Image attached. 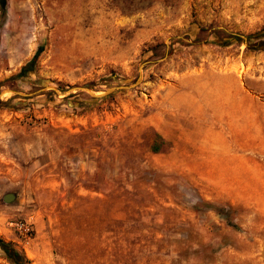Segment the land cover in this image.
<instances>
[{"label":"rangeland","instance_id":"1","mask_svg":"<svg viewBox=\"0 0 264 264\" xmlns=\"http://www.w3.org/2000/svg\"><path fill=\"white\" fill-rule=\"evenodd\" d=\"M261 27L264 0H0V237L29 264H264V50L222 44Z\"/></svg>","mask_w":264,"mask_h":264},{"label":"trees","instance_id":"2","mask_svg":"<svg viewBox=\"0 0 264 264\" xmlns=\"http://www.w3.org/2000/svg\"><path fill=\"white\" fill-rule=\"evenodd\" d=\"M1 6L3 9L5 8V0H1ZM233 42H245L246 48L251 51L264 50V27H261L256 31L246 34L245 37H241L238 34H227L226 39H224L222 44L229 45ZM40 50L41 47L38 49L37 53L32 57V59H30L21 67L18 75H25L29 71L33 70L36 58ZM0 250L12 264H29L30 262L22 251H19L16 247H14L12 243L6 241L2 237H0Z\"/></svg>","mask_w":264,"mask_h":264},{"label":"water","instance_id":"3","mask_svg":"<svg viewBox=\"0 0 264 264\" xmlns=\"http://www.w3.org/2000/svg\"><path fill=\"white\" fill-rule=\"evenodd\" d=\"M113 90H114V88L111 87V88H108V89H106L105 91H103L102 94H99V95H93L92 93H91V94L93 95V97L98 98V97H102V96H104V95L110 93V92L113 91ZM14 198H15V194H14V193H6V194L3 196V201H5V202H11Z\"/></svg>","mask_w":264,"mask_h":264},{"label":"built area","instance_id":"4","mask_svg":"<svg viewBox=\"0 0 264 264\" xmlns=\"http://www.w3.org/2000/svg\"><path fill=\"white\" fill-rule=\"evenodd\" d=\"M18 226H23V224L21 223L20 225H18Z\"/></svg>","mask_w":264,"mask_h":264}]
</instances>
